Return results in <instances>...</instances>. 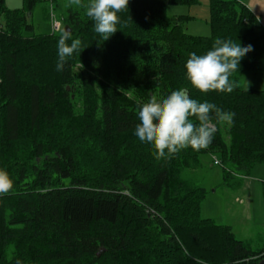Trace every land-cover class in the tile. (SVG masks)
<instances>
[{
    "label": "trees",
    "instance_id": "1",
    "mask_svg": "<svg viewBox=\"0 0 264 264\" xmlns=\"http://www.w3.org/2000/svg\"><path fill=\"white\" fill-rule=\"evenodd\" d=\"M25 1L23 13L0 0V168L14 181L0 196V264H264V248L250 251L200 218L206 190L184 177L203 155L215 156L227 186L264 165V90L204 95L184 67L219 37L253 46L233 79L264 71V26L254 14L240 0H210L211 36L191 37L189 17L171 18L167 8L198 0H129L104 41L83 8L61 9L69 0ZM43 2L82 42L61 72L60 33L36 35L29 22ZM179 88L234 112V124H218L205 150L157 160L134 135L138 109Z\"/></svg>",
    "mask_w": 264,
    "mask_h": 264
},
{
    "label": "clouds",
    "instance_id": "2",
    "mask_svg": "<svg viewBox=\"0 0 264 264\" xmlns=\"http://www.w3.org/2000/svg\"><path fill=\"white\" fill-rule=\"evenodd\" d=\"M67 7L83 8L94 22V32L107 41L122 23L120 13L128 11L129 0H69ZM81 40L73 39L69 28L61 30L57 41L56 71L61 72L69 57L81 52ZM253 51L251 44L241 46L232 39L216 38L210 50L192 52L184 65L186 79L199 93H232L239 87L233 79L239 73L241 60ZM235 113L225 111L215 103L191 97L188 88H179L162 99L153 95L138 109L134 135L149 145L157 160H171L188 148L205 150L212 144L217 125L234 124ZM14 181L7 170L0 168V196L11 194ZM16 264H21L16 260Z\"/></svg>",
    "mask_w": 264,
    "mask_h": 264
},
{
    "label": "rangeland",
    "instance_id": "3",
    "mask_svg": "<svg viewBox=\"0 0 264 264\" xmlns=\"http://www.w3.org/2000/svg\"><path fill=\"white\" fill-rule=\"evenodd\" d=\"M248 6L251 0H241ZM7 12L26 11L25 0H4ZM66 11V4L61 8ZM51 5L40 3L32 12L29 22L34 27V34L47 35L52 32V22L56 21L54 14L51 18ZM65 12L57 11L56 16ZM167 15L171 18L189 17L184 23V31L191 37L209 38L210 0H198L191 6H169ZM5 22L1 17L0 24ZM64 28L63 21L61 22ZM239 88L246 90H264V71L244 73L238 76ZM69 90V89H68ZM215 156H200L201 168L195 172H186L184 177L192 178L196 184L206 190L205 198L200 205V218L209 220L220 227L230 229L234 237L242 241L250 251L264 248V165H257L247 177L240 180L238 186L230 187L225 184L224 171L221 166H214ZM236 184V183H235Z\"/></svg>",
    "mask_w": 264,
    "mask_h": 264
},
{
    "label": "crops",
    "instance_id": "4",
    "mask_svg": "<svg viewBox=\"0 0 264 264\" xmlns=\"http://www.w3.org/2000/svg\"><path fill=\"white\" fill-rule=\"evenodd\" d=\"M246 7L254 14V16L264 26V0H251L250 4Z\"/></svg>",
    "mask_w": 264,
    "mask_h": 264
},
{
    "label": "built area",
    "instance_id": "5",
    "mask_svg": "<svg viewBox=\"0 0 264 264\" xmlns=\"http://www.w3.org/2000/svg\"><path fill=\"white\" fill-rule=\"evenodd\" d=\"M52 17H54V16H52ZM61 30H62L61 23L58 20L53 21L52 22V33L58 34V33H61ZM215 165H219V163L217 161H215Z\"/></svg>",
    "mask_w": 264,
    "mask_h": 264
},
{
    "label": "water",
    "instance_id": "6",
    "mask_svg": "<svg viewBox=\"0 0 264 264\" xmlns=\"http://www.w3.org/2000/svg\"><path fill=\"white\" fill-rule=\"evenodd\" d=\"M65 28H68V27H65Z\"/></svg>",
    "mask_w": 264,
    "mask_h": 264
}]
</instances>
